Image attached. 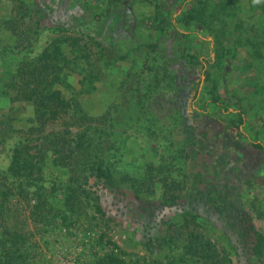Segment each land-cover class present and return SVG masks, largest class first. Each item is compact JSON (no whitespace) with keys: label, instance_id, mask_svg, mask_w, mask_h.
I'll list each match as a JSON object with an SVG mask.
<instances>
[{"label":"rangeland","instance_id":"1","mask_svg":"<svg viewBox=\"0 0 264 264\" xmlns=\"http://www.w3.org/2000/svg\"><path fill=\"white\" fill-rule=\"evenodd\" d=\"M56 46L68 108L43 124L17 94L19 72ZM83 132L117 182L90 179L106 215L72 200L76 172L53 164L54 147L69 152ZM255 139L264 0H0V238L17 237L26 264H207L186 253L192 235L226 264H264ZM21 141L39 161L29 180L8 174Z\"/></svg>","mask_w":264,"mask_h":264},{"label":"trees","instance_id":"2","mask_svg":"<svg viewBox=\"0 0 264 264\" xmlns=\"http://www.w3.org/2000/svg\"><path fill=\"white\" fill-rule=\"evenodd\" d=\"M40 6L39 10L48 8L46 4ZM37 12L38 10H36ZM202 56L204 59H212L207 50L204 51ZM119 57L123 59L125 55H119ZM62 60L63 52L60 46L52 49L47 47L37 57L24 61L20 68L18 84L21 89L18 90L17 94L21 99L33 102L35 119L43 124L57 118L60 113L68 108L67 100L60 89L57 88V84L61 83ZM200 62L203 66L205 65L202 59H200ZM198 87L199 85L194 87L193 92L195 95L198 94ZM239 118L243 121L242 115ZM87 136L85 132L80 134L78 142L69 152H66L61 145H56L53 151L55 153L53 164L69 167L73 172H76L74 180L80 184L77 188L78 191H72V195H70L72 200H78L82 203L81 199H86L92 203L97 212L106 215L98 200L97 189L90 185V179L95 178L102 186L109 188H115L117 182L114 173L105 170L104 159L97 153H93V138ZM251 145L264 150V143L258 139L252 140ZM33 153L29 143L19 142L14 148L8 174L15 179H32L34 167H39V161L36 160ZM79 179L82 181H78ZM123 179L126 182L133 181L127 175ZM8 192L10 193V191ZM8 192H1L0 195L3 200L8 198ZM38 198L39 203L35 205V209L40 208V203L42 206L46 204V200L42 195L38 194ZM73 204L76 205L74 202ZM1 205L3 207L4 204ZM21 250L23 249L18 245L17 237L10 241L0 238V264H18L20 260L23 264H26V258ZM262 250V243L260 242L256 245L255 251L258 255H261ZM185 251L189 255L205 259L207 264H226L219 257V253L212 242L204 239L201 235H192L190 242L185 246ZM98 264H120V259L116 255H107Z\"/></svg>","mask_w":264,"mask_h":264}]
</instances>
